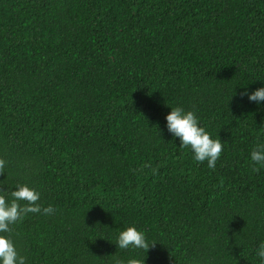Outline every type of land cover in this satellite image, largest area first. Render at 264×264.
<instances>
[{
    "label": "trees",
    "instance_id": "obj_1",
    "mask_svg": "<svg viewBox=\"0 0 264 264\" xmlns=\"http://www.w3.org/2000/svg\"><path fill=\"white\" fill-rule=\"evenodd\" d=\"M260 87L264 0H0V187L41 206L0 235L25 264H260ZM172 107L221 140L214 169ZM129 226L155 247L118 248Z\"/></svg>",
    "mask_w": 264,
    "mask_h": 264
},
{
    "label": "clouds",
    "instance_id": "obj_2",
    "mask_svg": "<svg viewBox=\"0 0 264 264\" xmlns=\"http://www.w3.org/2000/svg\"><path fill=\"white\" fill-rule=\"evenodd\" d=\"M241 97L247 96L249 101L259 104L264 101V87H260L249 93H240ZM166 127L169 133L178 137L182 147L190 148L195 160L203 162L207 160L208 167L214 169L216 161L223 150L220 139H212L205 128L199 126L198 118L193 111L185 112L182 107H172L166 115ZM251 160L258 164H264V144L257 145L251 152ZM5 161L0 159V174H3ZM258 169H254L257 171ZM5 189L0 187V233H11L10 225L23 219L28 213H41V206L37 203L40 193L27 185H17V189L11 192L12 199H6ZM21 202H24L21 204ZM43 214L50 215L55 210L49 206L43 208ZM148 251L154 248L155 243L149 244L145 234L134 226H129L119 233L117 247L127 249L129 247ZM257 256L260 264H264V243L259 245ZM0 261L2 264H25V258L20 256L14 246L10 235H0ZM122 264V262H119ZM127 264H145L144 260L130 259Z\"/></svg>",
    "mask_w": 264,
    "mask_h": 264
}]
</instances>
